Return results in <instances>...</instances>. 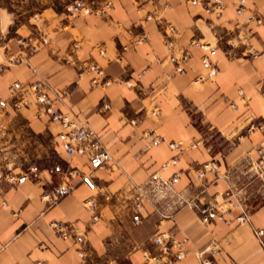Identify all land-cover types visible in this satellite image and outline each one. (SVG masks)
Masks as SVG:
<instances>
[{"label":"crops","instance_id":"obj_1","mask_svg":"<svg viewBox=\"0 0 264 264\" xmlns=\"http://www.w3.org/2000/svg\"><path fill=\"white\" fill-rule=\"evenodd\" d=\"M108 1L107 15L73 20L66 4H48L0 50V264H159L147 257L159 254L153 237L160 233L186 252L173 264H264L253 232L264 228V0H250L243 14H236L235 0H222L220 16L191 0L99 3ZM192 39L216 50L215 76L201 62L204 50L189 45ZM183 51L190 57L175 72L170 55ZM10 53L25 54L36 74L25 63L5 66ZM92 62L109 85L93 83L84 70ZM37 78L67 90L55 106L72 110L100 137L115 160L111 168L67 157L64 128L39 116L32 96L15 106L9 86ZM155 136L200 143L179 154L165 142L154 144ZM41 137L62 160L60 170L42 167L30 179L8 182L14 164L8 160L37 158ZM213 160L219 177L197 178V168ZM16 165L13 172L22 169ZM154 172L176 178L174 190L193 202L166 218L145 202L135 222L133 186ZM225 200L239 206L222 220L202 221L199 207ZM91 203L96 210L87 208ZM242 208L250 220L239 223ZM52 220L72 223L73 234L57 236Z\"/></svg>","mask_w":264,"mask_h":264},{"label":"built area","instance_id":"obj_2","mask_svg":"<svg viewBox=\"0 0 264 264\" xmlns=\"http://www.w3.org/2000/svg\"><path fill=\"white\" fill-rule=\"evenodd\" d=\"M250 0H235V12L236 14H243L249 10L248 3ZM192 4H201L206 8H214L215 14L220 16L222 11V0H191ZM111 9V5L108 3L104 9L96 10L95 13L98 15H105V13ZM93 10L85 4L83 1H76L68 7V17L73 19L79 14H90ZM149 18V17H148ZM252 18V17H250ZM256 24H262L263 20L256 16L254 18ZM143 41V40H142ZM171 42H167V46L171 47ZM191 46H199L204 50V54L201 57L202 64L208 68V75L215 76L217 73V67L212 63L211 57L215 54L216 50L207 43L200 42L199 40L192 39ZM102 55L103 50H99ZM190 54L187 51H183L180 56L174 54L170 55V60L174 64L175 72H182V64L188 60ZM25 63L28 67L36 74V69L29 61L25 54H8L6 58L5 66L19 65ZM1 69V67H0ZM84 70L93 74V83H101L107 86L111 83V80L106 78L103 69L96 62H92L84 67ZM83 70V71H84ZM83 73V72H81ZM140 75V74H139ZM202 76L197 78V81H202ZM9 92L14 100L15 106L27 105L29 103L28 96H32L35 104L38 106V115H45L51 122L59 123L64 132L61 133V137L65 140V152L68 157L82 156L88 159L92 169L99 168H111L115 164V160L110 153V151L105 147L100 137L83 122L77 114L72 110H61L55 106V102L62 103L63 99L67 96V90H53L49 83L37 78L24 85L20 82H13L9 86ZM49 92H53L55 98L49 97ZM241 93V92H240ZM232 107H236V104L232 103ZM107 108L108 105L104 104ZM155 114L156 112H152ZM167 143L172 149H175L179 154L188 148L197 147L200 141H195L189 145H185L181 141L167 140L163 136H155L153 139L154 144ZM177 161V157L162 164L161 168H166L172 163ZM262 163V161L260 160ZM55 170H60L57 165ZM208 173H215L219 177L218 165L213 161L203 163L196 170L197 178H203ZM36 168H32L30 173H24L19 177H10L7 180L11 183H18L26 179L27 177L36 176ZM31 176V177H32ZM176 178L164 179L159 175V173H152L146 180L142 183L134 184L132 196H131V211L133 213V220L138 222L141 219V209L145 202H149L153 205L154 210L160 215L161 218L169 217L172 212L182 205L191 204L193 200L187 201L180 197V195L174 190L173 184ZM61 191H59L60 193ZM54 202V201H52ZM239 204L234 203L232 200H225L223 204H218L217 202L213 204H207L203 207H199L198 211L201 215L203 222L208 223L211 220L224 219V214L227 210L232 209ZM87 208L92 210L97 209L96 203L87 204ZM94 219H97L98 215L94 214ZM250 220V214L247 210L242 208V211L237 219L239 223L248 222ZM51 230L61 238H68L73 234L74 225L70 222L63 220H52L49 222ZM255 237L257 238L261 248L264 251V228H255L253 230ZM170 236L166 233L156 234L153 237L155 244L160 246L159 254L155 256H149L147 258L152 259L159 264H173L175 261L183 258L185 256V251L179 249L173 241H170ZM79 241H83V236L78 237ZM211 254H215L217 249L215 247L206 249ZM204 252V251H203ZM202 252L198 253L199 257ZM208 261L207 263H210ZM104 264H112L111 262H106Z\"/></svg>","mask_w":264,"mask_h":264},{"label":"rangeland","instance_id":"obj_3","mask_svg":"<svg viewBox=\"0 0 264 264\" xmlns=\"http://www.w3.org/2000/svg\"><path fill=\"white\" fill-rule=\"evenodd\" d=\"M76 1L85 2V4L93 10V12H91L90 14L94 15H98L95 13V11L104 9L108 3L112 8L111 2L108 1L104 4V6H102L100 5L99 0H0V50L3 51V49L5 48V43L9 38L16 37L20 34V30H18L19 27L27 23L32 24L38 13H40L48 4L56 5L59 2H62L66 4V8H68L69 5L73 4ZM110 10H108L105 15H107ZM8 161L9 163L14 164L9 166L8 171L10 173H8L7 178L13 176L19 177L24 173H30V170L32 168H36L37 172L38 169L42 167L51 168L62 164V160L57 156L56 153H54L52 143L46 137L40 138L39 154L37 158L29 157L9 159ZM16 163L18 164L19 168L22 169L17 172H13L14 166H17ZM31 176L27 177L26 179L34 177Z\"/></svg>","mask_w":264,"mask_h":264}]
</instances>
